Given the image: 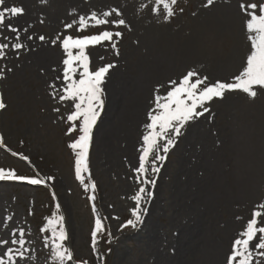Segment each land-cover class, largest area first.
Here are the masks:
<instances>
[{
  "label": "rangeland",
  "instance_id": "1",
  "mask_svg": "<svg viewBox=\"0 0 264 264\" xmlns=\"http://www.w3.org/2000/svg\"><path fill=\"white\" fill-rule=\"evenodd\" d=\"M239 2L215 0L205 6L206 0H178L175 15L164 20L162 5L159 15L152 11L155 0H6L7 6L25 8L16 24L38 39L44 35L47 54L58 55L62 70L63 49L59 42H50L57 35L117 30L104 25L79 33L76 25L66 29V23L112 8L119 9L127 22L119 29L122 39L116 41L119 55L109 43L95 58L91 56L93 69L113 61L117 62L113 75L120 74L114 88L105 87V107L93 133L89 166L97 186L95 201L88 198L93 193H86L75 179L74 154L68 148L75 134H66L73 103L52 98L54 91L62 89L47 73L54 62L44 65L29 52L13 54L12 50L0 60V68L12 69L0 80V95L7 105L0 110V135L11 149L0 148V167L14 169L18 175L55 177L46 185L0 184V224L7 225L0 226V239H15L19 229L24 230L29 251L22 264H51L50 248L44 246L45 236L51 234L40 229L48 213H56L57 204L65 217V246L74 255L66 264L82 260L88 264H224L254 206L264 202V92L255 100L240 92L227 93L210 105L207 120L191 121L190 129L186 125L158 165L161 170L155 188L149 186L153 196L144 204L148 211L143 224L136 229L122 225L135 207L131 197L139 184L134 169L147 131L140 126L148 122L155 87L187 70L206 75L209 82H230L242 70L250 42ZM161 24L169 27V39H163ZM176 31L182 34L178 37ZM4 36L10 45L14 43L10 32ZM201 62L205 70L200 69ZM160 94H165L164 88ZM111 103L117 108L113 114ZM57 107L59 113L53 111ZM12 152L28 156L30 162ZM97 217L105 230L98 234L93 252L91 232Z\"/></svg>",
  "mask_w": 264,
  "mask_h": 264
},
{
  "label": "snow or ice",
  "instance_id": "2",
  "mask_svg": "<svg viewBox=\"0 0 264 264\" xmlns=\"http://www.w3.org/2000/svg\"><path fill=\"white\" fill-rule=\"evenodd\" d=\"M40 2L47 3V0H40ZM214 2L215 0H206L205 6H212ZM177 3L178 0H155L156 6L152 8V11L159 15L162 5L165 13L163 19L168 20L175 15L174 6ZM238 6L244 18L246 39L250 42V50L242 70L230 82L222 80L209 82L206 75H201L196 70H187L181 77L170 79L166 85L159 84L155 87L154 106L147 113L148 122L144 125L147 131L142 137L143 145L139 150L138 167L134 169L135 180L139 184L138 191L131 197L135 207L131 209V218L122 225V228L136 229L143 224L148 210L142 205L150 201L153 196L149 186L151 188L156 186L155 176L161 170L158 162L159 165L163 164L189 122L210 113V105L215 100H223L227 93L240 92L249 99L255 100L261 92H264V0H241ZM24 14L25 8L22 5L7 6L6 0H0V36L4 37L3 41H0V60L7 58L9 50L16 54L25 48V45L20 42L10 45L6 42L8 37L4 36V32L8 31L15 34L16 41L20 40L19 28L11 23V19L19 18ZM41 23H43L42 20ZM74 25L77 26L76 31L79 33L85 32L90 27L104 25H113L117 29L114 31L106 29L97 34L88 35H57L50 41L54 45L59 42L65 54L62 61L63 86L61 90L52 93V98H58L61 103L65 101L73 103V110L66 117L68 124L66 134L75 135L68 144V148L74 154L75 179L86 193H93L88 198L95 201L97 186L92 179L89 166L90 149L94 129L105 107L106 78L115 65L108 63L93 69L88 49L109 42L116 55H119L116 41L117 38L122 39L123 32L119 29L127 27V22L119 9L112 8L100 14L92 11L89 15H81L78 20L73 19L64 27L73 29ZM31 38V36L28 37V39ZM39 40L43 42L46 37L40 35ZM11 71V68H0V80L6 79ZM50 87L56 88L55 85ZM161 88L165 89L163 95L160 94ZM6 107L4 98L0 95V110H5ZM53 111L59 113L60 109L57 107ZM0 148L11 151L7 148L3 135H0ZM11 154L20 155L22 160L29 161L26 155L16 152ZM0 181L46 185L49 181L54 182L55 177L18 175L14 169L0 167ZM7 219L11 221L13 217L8 216ZM64 222L65 217L60 214V205L57 204L56 213L48 218L47 223L40 229L43 233L51 234L50 237L44 238V246L50 248L51 264H66L74 259L73 252L65 246L68 233ZM104 230L101 218L97 217L91 232L93 252L97 251L98 234ZM24 237V230L19 229L15 239H0V248L6 249L0 252V264H22L27 259L26 253L29 249L25 247ZM11 245H19V247L13 248ZM81 264H88V261L82 260ZM224 264H264V202L254 206L243 230L231 243Z\"/></svg>",
  "mask_w": 264,
  "mask_h": 264
},
{
  "label": "bare ground",
  "instance_id": "3",
  "mask_svg": "<svg viewBox=\"0 0 264 264\" xmlns=\"http://www.w3.org/2000/svg\"><path fill=\"white\" fill-rule=\"evenodd\" d=\"M16 18H13V19H11V23L14 25V26H17L18 28H19V36H20V40L19 41H16V39H15V34H13V33H11V35H12V37L14 36V39H15V41L14 42H20V43H23L24 45H25V48L24 49H22V50H20V52L21 53H23V52H25V53H27V52H29V54L31 53V54H33V55H35L39 60H40V62L41 63H43L44 65H46L47 63H48V65H50L52 62H54V64H52V65H50V68H47V73L48 74H50L52 77H53V79L57 82V84H58V86L60 87V85H61V87L63 86L62 85V65L61 64H59L60 63V60H58V55L57 56H54V57H52L51 55H48L47 54V48H46V42L45 41H43V42H41L36 36H34V34H29V33H27V31L24 29V27H22V26H18L17 24H16ZM28 29L30 28L29 26L27 27ZM160 28L161 29H163V35H162V37H163V39L165 40V39H169V31H168V28L169 27H166L164 24H161V26H160ZM172 29H178V28H176V27H172ZM176 33V35L179 37L182 33L180 32V31H176L175 32ZM29 36H31L32 38L31 39H28V37ZM178 42H183L184 43V40L182 41V40H180L179 38H178V40H177ZM107 44H109V42H104L102 45H97V46H95V47H90L89 49H88V52H89V55H90V61H91V63H92V57L91 56H93L94 58L97 56V54L99 53V52H102V50H104L103 48L107 45ZM59 47H60V45H59ZM60 49H62L61 47H60ZM52 57V58H51ZM206 65L208 66V67H211V65L210 64H208V63H206ZM117 66V65H116ZM115 66V67H116ZM114 67V68H115ZM199 67H200V69L201 70H205V64H204V62H201L200 64H199ZM114 68H112L111 70H110V72H109V74H108V77L106 78V84H105V87L108 89V90H110L111 89V87H113L114 88V83L116 82H118V80H119V78H120V74H119V72L116 74V76L115 75H113V72H114ZM58 77H59V79H58ZM77 78H78V76H77ZM237 95H239L238 97H239V99L240 98H244L245 99V95H243V94H240V93H237ZM117 103V102H116ZM116 103H111V105H110V107L111 108H109L110 109V113L111 114H113V113H115L116 111H117V108H115L114 106H116L115 104ZM209 115H208V113H206L204 116H202V117H200V118H198V119H196V122H200V121H202V120H204V119H206L207 117H208ZM207 120V119H206ZM191 123V124H190ZM189 123V125H188V127H189V129H190V127H192L193 125V122H190ZM194 124H195V122H194ZM144 123L140 126V128H141V130L142 129H146L145 127H144ZM192 125V126H191ZM158 165H159V162H158ZM5 181H0V184L1 183H4ZM152 199H150V201H151ZM149 202V201H148ZM147 202V203H148ZM146 203V204H147ZM145 204V205H146ZM145 205L143 204L142 206L143 207H145ZM0 226H3L4 228H7V225L6 224H3V223H1L0 224ZM0 252H2V248H0Z\"/></svg>",
  "mask_w": 264,
  "mask_h": 264
}]
</instances>
